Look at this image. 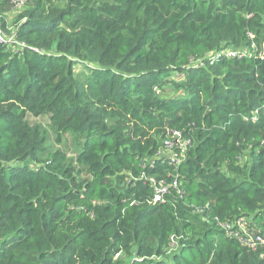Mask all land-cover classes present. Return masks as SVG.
Wrapping results in <instances>:
<instances>
[{
    "label": "trees",
    "instance_id": "16d2710c",
    "mask_svg": "<svg viewBox=\"0 0 264 264\" xmlns=\"http://www.w3.org/2000/svg\"><path fill=\"white\" fill-rule=\"evenodd\" d=\"M24 1L0 0V264H264L221 226L264 235V0ZM168 130L187 164L157 160Z\"/></svg>",
    "mask_w": 264,
    "mask_h": 264
},
{
    "label": "built area",
    "instance_id": "2783aa9c",
    "mask_svg": "<svg viewBox=\"0 0 264 264\" xmlns=\"http://www.w3.org/2000/svg\"><path fill=\"white\" fill-rule=\"evenodd\" d=\"M24 0H12V3L15 4L16 7L21 8V6L24 4ZM250 36H252L250 34ZM0 42L1 43H12L11 37H8L5 33H3L0 30ZM264 52V51H263ZM219 55H225L226 57L229 58H235L239 57L242 58L245 56L244 52L241 51H234V50H224L218 53ZM218 55V56H219ZM212 58L211 60H214ZM210 60V62H211ZM202 60H199L197 63H202ZM193 145V138H185L183 133L180 131L176 130H168L167 131V136L163 140V143L160 145L156 155H157V160H171V161H179L183 159L186 155H188V151ZM154 164V162H153ZM139 179H144V176L140 177ZM175 189L178 190V197H184L185 191L182 188L181 183L179 182L178 176L175 178ZM151 182H154L157 184L156 179L150 178L149 179ZM170 187L166 186L165 183H161V187L156 188L155 192V199L156 200H161L164 201L165 197L163 193L168 192ZM245 222H248L246 218H243ZM221 226L225 228L228 232L229 236H235L240 239H242L243 243L253 249H259L262 247L261 245L264 244V237H251V236H243L242 234L239 233L238 229L243 226L241 221H237V223H222ZM237 228V230H235ZM172 241L174 242V237L172 238Z\"/></svg>",
    "mask_w": 264,
    "mask_h": 264
},
{
    "label": "rangeland",
    "instance_id": "374dc122",
    "mask_svg": "<svg viewBox=\"0 0 264 264\" xmlns=\"http://www.w3.org/2000/svg\"><path fill=\"white\" fill-rule=\"evenodd\" d=\"M19 11L12 12L8 14V20H12L16 14H18ZM15 19H13L12 22H14ZM11 25V24H10ZM179 78H182V76H179ZM29 121L36 124L44 123L47 129L50 130L49 127V118L48 117H40V118H29ZM50 139L48 141V147L51 151L55 152L58 150H61L65 153H67L68 157H71L75 159L78 155V153L81 151V146L78 144L77 137L74 134L67 133L63 139V142L61 144L56 142V135L50 130ZM187 159V158H186ZM185 159V160H186Z\"/></svg>",
    "mask_w": 264,
    "mask_h": 264
},
{
    "label": "bare ground",
    "instance_id": "6f19581e",
    "mask_svg": "<svg viewBox=\"0 0 264 264\" xmlns=\"http://www.w3.org/2000/svg\"><path fill=\"white\" fill-rule=\"evenodd\" d=\"M186 157H187V155H186L183 159H181V160H179V161H171V163L175 164L176 167H180V166L184 165L183 163H184L188 158H190V157H187V159H186ZM185 159H186V160H185ZM184 160H185V161H184ZM142 176H144V179H143V180H148L150 186H152V189L154 190L153 204L164 203V202L166 201V199H167V195L171 192V190H172L173 188H175V180H176V179H174L173 184H168L165 180H160V181H159V180H157L155 177H152V178L156 179L157 184H155L154 182H151V181L149 180L150 178H147L145 175H142ZM142 176H141V177H142ZM141 180H142V179H141ZM161 183H165L166 186L170 187V189H169L168 192L163 193V194H164V197H165V200H164V201L156 200V199H155L156 188H157V187H161ZM239 221H241V223L243 224V226L240 227V228L238 229V231H239V233L242 234L243 236L247 237V236L249 235V236L254 237V238H257V237H260V236H261V237H264V235H255V234H253V233H250V232H249V229H248V223L245 222L243 219H240ZM236 238H238V237H236ZM238 239H240V238H238ZM240 240H241V242L243 243L242 239H240ZM243 244H244V243H243ZM244 245H245V244H244ZM263 245H264V244H263ZM245 246H247V245H245ZM247 247H249V246H247ZM249 248L252 249V250H257V249H253V248H251V247H249Z\"/></svg>",
    "mask_w": 264,
    "mask_h": 264
},
{
    "label": "water",
    "instance_id": "95a60500",
    "mask_svg": "<svg viewBox=\"0 0 264 264\" xmlns=\"http://www.w3.org/2000/svg\"><path fill=\"white\" fill-rule=\"evenodd\" d=\"M190 161V158H188L183 164H187Z\"/></svg>",
    "mask_w": 264,
    "mask_h": 264
},
{
    "label": "clouds",
    "instance_id": "9594fccd",
    "mask_svg": "<svg viewBox=\"0 0 264 264\" xmlns=\"http://www.w3.org/2000/svg\"><path fill=\"white\" fill-rule=\"evenodd\" d=\"M173 238V237H172Z\"/></svg>",
    "mask_w": 264,
    "mask_h": 264
}]
</instances>
